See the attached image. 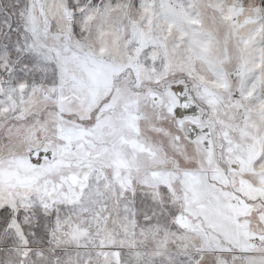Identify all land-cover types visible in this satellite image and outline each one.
Segmentation results:
<instances>
[{
	"label": "snow or ice",
	"instance_id": "snow-or-ice-1",
	"mask_svg": "<svg viewBox=\"0 0 264 264\" xmlns=\"http://www.w3.org/2000/svg\"><path fill=\"white\" fill-rule=\"evenodd\" d=\"M0 264H264V0H0Z\"/></svg>",
	"mask_w": 264,
	"mask_h": 264
}]
</instances>
